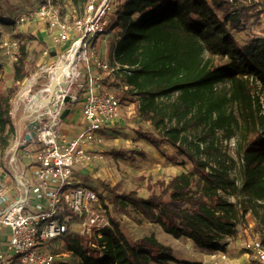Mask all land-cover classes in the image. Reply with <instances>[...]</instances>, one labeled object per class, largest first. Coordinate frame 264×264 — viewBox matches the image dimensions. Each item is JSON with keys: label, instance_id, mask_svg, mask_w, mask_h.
I'll use <instances>...</instances> for the list:
<instances>
[{"label": "trees", "instance_id": "16d2710c", "mask_svg": "<svg viewBox=\"0 0 264 264\" xmlns=\"http://www.w3.org/2000/svg\"><path fill=\"white\" fill-rule=\"evenodd\" d=\"M71 2L81 9L88 0ZM117 2L108 18L111 67L122 73L123 97L141 98L139 116L150 118L158 128H166L162 137L139 127L133 133L157 149L167 142L194 164L192 171L176 176L164 184L160 194L152 193L147 198L137 190L120 193L121 184L102 185L111 195L116 212L127 213L125 208L130 207L176 240H190L210 253L222 251L223 240L235 237L253 206L264 202V28L258 33L254 30L255 25H264V6L260 2L244 5L238 0ZM5 23L0 16V25ZM250 28L251 37L243 42L237 39L238 32ZM111 32H116L112 38ZM38 40L37 36L19 37L13 72L11 76L5 74L8 81L0 85V159L16 139L14 100L32 75L28 68L29 44ZM206 52L221 62L205 60ZM39 58L37 54L35 67L39 66ZM174 94L176 99L166 112L160 102ZM166 119L176 123L167 127ZM194 123L205 125L212 137L222 132L227 140L237 139L236 155L243 164L240 183L228 174L229 165L237 162L223 154L214 141L205 153H215L216 166L197 160L195 154L183 149L188 142L185 131ZM201 141L207 142V136ZM109 155L117 161L145 156L134 148H113ZM168 159L176 160L175 155ZM221 193L234 197L236 202ZM58 241L65 243L78 264H190L177 259L172 247L154 235L133 241L114 220L101 235L97 231L90 237L69 232L52 243Z\"/></svg>", "mask_w": 264, "mask_h": 264}, {"label": "built area", "instance_id": "2783aa9c", "mask_svg": "<svg viewBox=\"0 0 264 264\" xmlns=\"http://www.w3.org/2000/svg\"><path fill=\"white\" fill-rule=\"evenodd\" d=\"M113 1L88 0L85 16L70 21L53 0H37L39 6L30 15L55 33L56 45L65 44L71 35H76L71 50L78 46L76 61L86 62L87 75L83 83L71 80L59 96H52L49 109L36 112L39 114L25 124L23 137L14 142L10 154L7 151V165L0 163V228L5 226L11 231L5 251L0 253V264H57L58 255L44 246L69 232L97 231L101 235L109 225L99 221L96 209L100 207V196L85 184L82 172L102 157L97 148L104 144V132L114 125L122 107V101L111 90L102 88L103 77L114 69L91 49L92 43L108 40ZM27 18L20 17V23ZM3 46L16 61L19 42L7 39ZM48 54L44 52V56ZM94 68L103 75L94 72ZM78 77L82 74L78 73ZM75 84L76 89L72 90ZM66 96L71 97L72 106L80 107L85 121L83 130L72 137L60 130ZM263 98L264 93V115ZM32 123L35 125L30 128ZM33 131L35 136L28 141L25 136ZM20 147H28L27 154L33 160L24 172L18 165ZM247 249L253 253L254 264H264L263 241L250 239Z\"/></svg>", "mask_w": 264, "mask_h": 264}, {"label": "rangeland", "instance_id": "374dc122", "mask_svg": "<svg viewBox=\"0 0 264 264\" xmlns=\"http://www.w3.org/2000/svg\"><path fill=\"white\" fill-rule=\"evenodd\" d=\"M55 5L61 10L62 14L67 17L70 21L75 18H83L85 16V6L83 8H75L71 0H53ZM244 5H253L255 2H260L264 6V0H238ZM0 5L2 10H0V16L7 23L0 25V85L4 81H8V77L5 80V74L13 71V60L11 58L10 52H7L6 48L3 46V42L7 39H17L19 40L20 36L24 37H33L37 36L38 41H31L29 44V64L28 68L31 70V77L26 79L21 87L20 92L16 96L13 105V122L16 127L17 135L15 143L18 140V137L22 138L25 132V124L29 123L34 117L39 113H34L32 110H27L28 100L22 98V92L25 88H28V91L31 95H36L44 88H46L51 81V72L61 61L66 60V57L69 55L73 43H65L64 45H56L54 42H50L48 30L46 28H41L42 22L30 17L33 10H35L39 5L37 0H0ZM27 15V20L20 23L19 18ZM264 22V20H263ZM255 32H260L263 30L264 25H255ZM48 28V27H47ZM251 28L245 29L236 34L237 39H242L240 41H245L251 37ZM116 32L110 33V38L115 35ZM79 37V35H77ZM47 42L45 44L46 48L53 46V51L58 50L55 57L49 55H42L43 51H46V48L41 45V42ZM108 48V43L103 42L94 43L92 50L95 54L98 55L101 59L107 61L110 64L109 54L106 49ZM108 50V49H107ZM83 55V50L81 52ZM40 54L39 66L35 67L34 61L36 55ZM105 54V55H104ZM105 58H104V57ZM204 59H211L214 63H220L221 59L217 57H212L209 53H205ZM87 64L82 59L76 61L75 64V74L66 80L63 88L67 89L69 82L71 80H76L74 82H85L87 75ZM118 68H114V72H111L110 75L103 77L102 88L103 90H111L120 100L122 101V111L121 120L119 123L113 125L111 129L104 133L103 137L105 139L104 144L100 147L101 158L98 161H95L91 165L88 171L85 174V171L82 172L83 181L89 186V188L96 191L100 196V207L96 209V215L99 218V221H106L109 223L108 226H111V221H116L121 230L129 236L133 241H138L144 237L154 235L156 238L164 243L169 245L173 249L174 256L182 261L188 262L190 264H197L201 257L200 251L192 241L185 239L176 240L172 236L166 234L162 228L154 223H151L147 218L142 215L140 212L135 211L130 207H126L125 210L127 213L122 211L116 212L113 209V206L110 202L111 195L107 193L102 184L114 187L118 184H121L119 192L127 193L132 190H137L140 196L147 198L152 193L160 194L163 190L164 184L168 183L170 180L176 176L182 175L183 173L190 172L193 170V162L190 161L188 156L180 155L176 153L175 149L171 147L170 144L164 143V145L157 149L149 143L138 139L133 133L134 129L140 128L145 132L152 133L157 137H162L166 134V128L161 126L158 128L153 120L150 118H144L139 116L138 105L140 102V97L137 95H129V97H123L125 89L122 82V73L117 71ZM98 75L102 76L103 73L97 71L96 68L93 69ZM78 73L82 74V77H78ZM8 75V74H7ZM117 78L115 81H110L111 79ZM76 89V84L73 85L72 90ZM176 94L172 95L169 98H164L160 105L166 108V112H169L170 107L173 105V102L176 99ZM264 101V98H263ZM71 108V113L63 120L60 130L63 133H69L70 127L76 126L73 125L72 119L80 121L81 114L77 113L75 110L77 106H72V104H67ZM45 109L41 110L43 112ZM40 112V113H41ZM191 115L189 116V118ZM72 122V123H71ZM176 122L170 123L166 119L167 127L174 125ZM185 135L188 138V142L183 146V149L188 153L195 154L197 160L201 161H210L211 166H216L214 162L215 153L209 150L210 155L205 153L207 146L210 142H215V145L220 149L223 154H226L229 158L234 159L237 164L235 166L229 165L228 174L232 179H235L238 183L241 180V170H242V161H240L236 155L237 139L227 140L224 137L222 132H217L215 137L210 136L209 131L205 125H197L194 123L192 128L185 131ZM207 136V142L201 141V138ZM70 136V135H69ZM13 142V144H15ZM12 144V146H13ZM15 146V145H14ZM197 146H199L200 151H197ZM113 148L118 149H131L140 150L145 154L144 157L133 156L131 161H117L111 155L109 151ZM11 149V148H10ZM9 149V150H10ZM28 147H20L17 152L18 165L21 172L27 170L28 166L32 164L33 160L27 154ZM10 154V151L9 153ZM170 155H175L176 160H169ZM8 157L5 156L0 159L2 165H7ZM88 168V167H87ZM223 197L228 199L230 202H236L235 198L232 196L225 195L221 193ZM107 206V209L106 207ZM93 233V232H92ZM92 233L87 232L85 235L90 237ZM249 239L256 240L260 239L264 242V202H258L253 206L249 214L245 217V221H241V225L238 227V233L235 237L225 238L223 243L220 246L223 248L221 252L217 253H206L208 260L207 264H229V258H239L243 254L250 256L246 257V264L255 263L253 258V253L247 249V244ZM45 249L55 252L58 255L57 264H78L79 261L74 258L71 252L68 251L65 243L59 241L56 244H47L44 246ZM236 262L238 260L236 259ZM241 264H243L241 262Z\"/></svg>", "mask_w": 264, "mask_h": 264}, {"label": "bare ground", "instance_id": "6f19581e", "mask_svg": "<svg viewBox=\"0 0 264 264\" xmlns=\"http://www.w3.org/2000/svg\"><path fill=\"white\" fill-rule=\"evenodd\" d=\"M78 46L70 51L66 60L61 61L51 72L50 84L37 95H31L28 88L22 92V98L28 99L27 110L32 109L34 113L42 109H49L52 96H59L63 90L65 80L75 74V64L77 60Z\"/></svg>", "mask_w": 264, "mask_h": 264}, {"label": "crops", "instance_id": "0c3cea01", "mask_svg": "<svg viewBox=\"0 0 264 264\" xmlns=\"http://www.w3.org/2000/svg\"><path fill=\"white\" fill-rule=\"evenodd\" d=\"M118 0H114L113 1V6H114V8L116 7V5H117V2ZM41 28H46L47 30H48V32H50V34H49V40H50V42H54V38H55V33L50 29V28H47V26L44 24V23H42V25H41ZM75 36L76 35H71L70 36V40L67 42V43H70V45L72 44V43H74V41H75ZM98 43H100V44H102V42H98ZM62 45H64V44H62ZM46 48V47H45ZM46 51H50V53H53V52H58V50H57V48H56V51H53V46H51L50 48H46ZM106 51H108L107 49H106ZM59 53V52H58ZM105 55V54H104ZM104 57V56H103ZM105 58V57H104ZM13 65V64H12ZM13 72V71H12ZM12 72H8L7 74H8V76H11V74H12ZM110 81H113V79H111ZM69 108H72V107H69ZM76 109H79V106H77V108ZM121 109H122V107H121ZM77 113H80L81 114V109L79 110V111H77V110H75ZM121 113H122V111H120V116H121ZM70 115V114H69ZM120 116H119V118L116 120V123H119L120 122V120H121V118H120ZM68 118V117H67ZM81 119H80V121L79 122H77V120H75V119H72L71 121L73 122V125L75 124L76 126H74L75 128H73V126H71L70 127V130L71 131H68L69 133H64L65 135H67L68 137H72V136H74L75 134H77L78 132H80L81 130H83V128H84V125H85V121H84V119H83V117H82V114H81V117H80ZM71 122V123H72ZM115 124V123H114ZM113 127V125H111L110 127H109V129H111ZM109 129H107L105 132H107ZM104 132V133H105ZM70 135V136H69ZM97 150H100V147H98L97 148ZM98 161V160H97ZM95 162V161H94ZM93 162V163H94ZM90 167H93V165H91ZM90 167H88V168H86L84 171H85V174H86V172L88 171V169L90 168ZM84 180V179H83ZM85 182V181H84ZM85 184H86V182H85ZM87 185V184H86ZM10 233H11V231H10V229L9 228H7V227H5V226H2L1 228H0V253L1 252H3V251H5V248H6V246H7V242H8V240H9V237H10ZM250 240V239H249ZM189 241V240H188ZM196 247L199 249V253H200V256H201V254L202 253H205V254H203V256L201 257V259L199 260V262L197 263V264H207L208 263V260L206 259V257H207V255H206V253H210V252H206V251H204V250H202V249H200L197 245H196ZM217 252H221V251H217ZM217 252H214V253H217ZM246 254V253H245ZM245 254H243V255H241V257H239V258H229L230 259V262H229V264H241V262L243 263V264H246V257L248 256V258H250V256L249 255H245ZM236 259L238 260V262H236ZM185 262V261H184ZM188 263V262H187ZM254 264V263H253Z\"/></svg>", "mask_w": 264, "mask_h": 264}, {"label": "water", "instance_id": "95a60500", "mask_svg": "<svg viewBox=\"0 0 264 264\" xmlns=\"http://www.w3.org/2000/svg\"><path fill=\"white\" fill-rule=\"evenodd\" d=\"M72 50H73V49H72ZM56 54H57L56 52H53V53H52V56L55 57ZM64 103H65L66 105H67V104H71V97H70V96H66L65 99H64ZM70 112H71V109H70L69 107H67V108L64 110V112H63V114H62V116H61V119H62V120H65V119L69 116ZM34 125H35V124L32 123V124L30 125V128H32ZM32 136H35V132H34V131L32 132V134H26L25 138H26L28 141H30Z\"/></svg>", "mask_w": 264, "mask_h": 264}]
</instances>
